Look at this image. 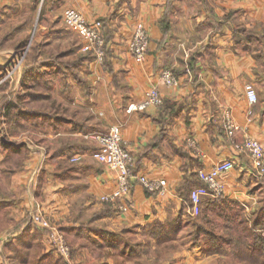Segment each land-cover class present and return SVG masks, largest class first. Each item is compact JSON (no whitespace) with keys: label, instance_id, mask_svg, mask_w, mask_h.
<instances>
[{"label":"crops","instance_id":"1","mask_svg":"<svg viewBox=\"0 0 264 264\" xmlns=\"http://www.w3.org/2000/svg\"><path fill=\"white\" fill-rule=\"evenodd\" d=\"M69 8L79 9L89 21L103 22L107 49L102 66L81 51L80 40V49L69 50L63 22ZM138 23L150 36L141 64L129 51ZM26 24H33L34 55L20 83L42 76L50 86L68 69H76L87 90L70 102L71 117L44 114L61 122L52 127L55 132H47L49 152L44 149L38 158L33 147L24 168L12 162L2 170L0 261L252 264L245 254H237L232 238L245 227L259 233L260 226L215 224L211 216L232 211L230 202L249 215L257 203L260 176L250 158L234 150L223 124L229 116L239 127L236 141L253 137L264 146V0H0V34L6 32L0 36V75L6 64L3 51L19 50L25 43L20 31ZM163 70L178 78L177 87L160 82ZM249 84L258 95L254 105L245 96ZM152 85L158 87L163 106L128 113V106L142 101ZM66 102L58 96L56 107L63 109ZM113 126L121 128L122 144L134 158V175L165 180L166 196L133 182L126 211L119 209L120 201L101 202L115 190L117 172L94 158V136ZM229 158L236 164L225 194L205 197L206 222L191 223L186 218L196 217L187 198L201 184L198 172ZM57 230L70 242L69 259L52 246ZM251 243L247 239L245 248Z\"/></svg>","mask_w":264,"mask_h":264},{"label":"built area","instance_id":"2","mask_svg":"<svg viewBox=\"0 0 264 264\" xmlns=\"http://www.w3.org/2000/svg\"><path fill=\"white\" fill-rule=\"evenodd\" d=\"M63 22L66 28L80 39L81 51L91 54L99 66L104 64L106 58L107 44L105 40V28L101 20L89 21L82 11L69 8L63 13ZM150 36L147 28L138 23L129 41V51L136 63L145 61L149 49ZM12 72L4 78L7 79ZM162 84L168 87H177L178 78L171 70H163L159 76ZM245 96L250 105L258 101L255 88L249 84L245 87ZM163 106V99L156 85H152L146 91L142 101L130 104L128 113L143 112L148 108H159ZM223 128L226 136L232 142V147L239 154H246L251 162L254 172L258 176L264 175V146L253 137H245L241 142L236 141L235 135L239 130L237 124L227 116ZM97 151L94 158L117 172L116 188L110 194L104 195L100 200L103 203L121 202L119 209L126 211L129 207L127 198L132 191L133 182L140 184L148 193L164 197L168 194V184L163 179H151L146 175L135 176L133 173L134 158L122 144L121 128L113 126L107 133L94 136ZM194 142L191 141V144ZM78 158H72L76 162ZM235 160H227L214 164L209 170L198 172L201 184L195 187L189 195V212L192 216H199L202 211V202L205 197L219 198L225 194L226 179L235 168ZM45 228L50 227L45 220L40 221ZM51 243L56 252L63 258L69 259L71 247L65 236L57 230L51 236ZM0 264H7L0 261Z\"/></svg>","mask_w":264,"mask_h":264},{"label":"rangeland","instance_id":"3","mask_svg":"<svg viewBox=\"0 0 264 264\" xmlns=\"http://www.w3.org/2000/svg\"><path fill=\"white\" fill-rule=\"evenodd\" d=\"M32 27L33 24H26L22 27L20 34L21 37L25 38L20 40L25 43H21L19 50L15 49V51L11 50L10 52L4 50L2 55L6 64L0 75V175H2L3 169L6 172V169L10 168L12 162L14 164L17 162L19 169L24 168L23 165L34 153L31 150L33 147L38 150L35 152L36 157L39 158L44 154V149L48 148L46 136L49 133L47 134V132H55L52 127L57 123H61L55 118H51L49 114H44L53 112L54 114L62 113L65 118L71 117L74 107L70 102L78 95L84 94L85 89L87 90V83L80 81L78 78L80 72L76 69H68L65 75L62 73L61 77L50 86L44 85L42 76L35 79L31 84L20 83V76L23 74L30 58L34 55V43L31 44L34 34ZM5 33V31H2L0 36H4ZM78 40L80 39L77 34L68 30L69 50L73 48L80 49ZM6 42L12 44L13 40L9 39ZM71 56L68 55L69 61ZM9 72H12L11 75L3 81V78ZM58 96L65 98L67 101L64 103L65 107L63 109L56 107L57 103L55 101L58 100ZM40 148L42 152L39 151ZM47 152H49L48 149ZM255 191L257 193V203L254 206V212L249 215L241 214L239 212L240 206L236 207L233 202H230V207L233 208L232 211L224 215L215 214L211 216L212 222L215 224L224 222L236 224L242 221L255 223L256 220H260L259 230L261 231H259V234H262L264 232V175L259 177L255 185ZM202 216L203 214L195 216L196 218L186 219L190 220L191 223H201Z\"/></svg>","mask_w":264,"mask_h":264},{"label":"trees","instance_id":"4","mask_svg":"<svg viewBox=\"0 0 264 264\" xmlns=\"http://www.w3.org/2000/svg\"><path fill=\"white\" fill-rule=\"evenodd\" d=\"M87 56L93 57L91 54L89 53H84ZM24 74V73H23ZM220 198V197H219ZM220 201V200H219ZM187 202L189 204V197L187 198ZM202 211L201 214L202 215ZM201 222H206V217L202 216ZM198 223V222H196ZM240 223H245V222H240ZM260 220H256L254 225H261L260 224ZM244 230L240 231V236H236L232 238V241H235V244L237 245V254H245V256H247L248 258H246L249 263L252 264H264V256H263V252H264V236L262 234L256 233L254 232L255 230H253L252 228H243ZM253 230V231H252ZM65 238L67 239L68 244L70 245V242L67 238V236L60 231ZM197 234V233H196ZM247 239L250 240V242L252 241V243L250 245L247 244V248H245L246 246V241ZM71 246V245H70ZM246 250L249 251V254H246Z\"/></svg>","mask_w":264,"mask_h":264}]
</instances>
